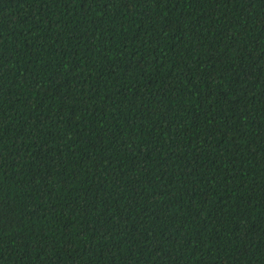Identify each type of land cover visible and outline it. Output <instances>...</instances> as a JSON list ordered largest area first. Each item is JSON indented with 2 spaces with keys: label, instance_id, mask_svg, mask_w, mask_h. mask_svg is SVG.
<instances>
[{
  "label": "trees",
  "instance_id": "1",
  "mask_svg": "<svg viewBox=\"0 0 264 264\" xmlns=\"http://www.w3.org/2000/svg\"><path fill=\"white\" fill-rule=\"evenodd\" d=\"M0 264H264V0H0Z\"/></svg>",
  "mask_w": 264,
  "mask_h": 264
}]
</instances>
